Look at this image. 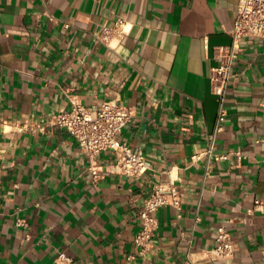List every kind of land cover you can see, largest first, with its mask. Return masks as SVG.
Here are the masks:
<instances>
[{
  "label": "crops",
  "instance_id": "crops-1",
  "mask_svg": "<svg viewBox=\"0 0 264 264\" xmlns=\"http://www.w3.org/2000/svg\"><path fill=\"white\" fill-rule=\"evenodd\" d=\"M238 6L0 0V264H264V37L243 40L223 101L212 80ZM105 100L133 108L120 136L146 154L142 174L111 149L91 159L57 122ZM212 136L228 157L207 152ZM161 185L182 202L156 209L139 242ZM220 225L234 236L224 258Z\"/></svg>",
  "mask_w": 264,
  "mask_h": 264
},
{
  "label": "built area",
  "instance_id": "built-area-1",
  "mask_svg": "<svg viewBox=\"0 0 264 264\" xmlns=\"http://www.w3.org/2000/svg\"><path fill=\"white\" fill-rule=\"evenodd\" d=\"M233 43L218 45L216 55L220 63L212 68L214 90L225 99L232 81L233 68L246 37H264V0H239L235 24L231 29ZM224 114L222 107L221 115ZM132 107L116 100H105L95 106H87L74 101L69 109L62 108L57 113V122L66 126L78 138L83 149L91 159L96 158L104 150H114L117 153V166L124 172L142 174L148 168L147 157L141 150L135 149L127 140L120 136L123 127L133 118ZM264 147V136L259 138ZM215 136H212L208 153L216 158H226L228 154L214 153ZM201 154H194V158ZM97 173V170L94 169ZM182 197L177 188L159 186L154 194L147 199L142 210L144 225L137 236L142 242L149 238L156 228L157 218L153 212L161 205L173 203L179 206ZM218 243L213 249L217 258H224L234 253V236L225 226L220 225L217 233ZM59 264H73L72 258L61 252Z\"/></svg>",
  "mask_w": 264,
  "mask_h": 264
}]
</instances>
